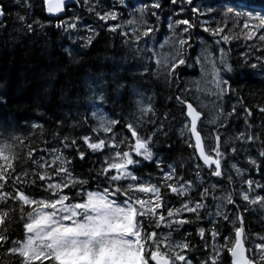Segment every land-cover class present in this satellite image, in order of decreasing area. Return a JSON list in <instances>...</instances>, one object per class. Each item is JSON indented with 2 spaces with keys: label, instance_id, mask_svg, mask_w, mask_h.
Returning <instances> with one entry per match:
<instances>
[{
  "label": "trees",
  "instance_id": "obj_1",
  "mask_svg": "<svg viewBox=\"0 0 264 264\" xmlns=\"http://www.w3.org/2000/svg\"><path fill=\"white\" fill-rule=\"evenodd\" d=\"M140 3H143L140 6L144 11L143 20L148 23L140 21L133 28L127 27V35H124L120 28L111 30L115 20L99 19L96 12L103 14L106 10L97 6L100 4L96 0H89V4L79 0L78 6L67 10L66 18L77 25L70 30L66 24L56 27L64 19L49 18L43 0H0L4 10L0 17V98L7 101L0 103V147L4 148L0 169L7 174L0 180L4 185L0 188V196L4 197L0 199V215L4 217V222L0 223V235L7 236V241L0 242V264H22L18 253H11L9 249L13 247L12 241L26 238L23 224L27 222V213L32 211V206L15 199L17 192L23 191L33 199L50 197L51 194L44 191L47 184L63 183L67 179L56 176L55 169L61 164H53V159L60 154L71 161L67 167L74 177L95 181L105 166V157L114 155L115 150L94 153L87 148L83 137H91V142H96L97 137L110 142V137L115 136L117 143L127 137L134 143L127 128L129 123L141 137H151L154 162L141 161L134 173L141 183L160 187L165 207L159 211L165 215L166 222L169 208H179L189 201L193 202L191 206L196 201L205 205L199 217L187 212L174 217L192 223L172 231L167 242H187L190 248L185 254L193 264H204L205 261L211 264L214 256L211 232L215 229L220 233L215 239V246L220 250L219 264H231L230 254L221 246L225 243V236H231L234 241L235 227H240L239 216L243 217L247 249L255 252V244L264 242V205L244 201L240 195L249 192L250 200L257 195L264 196V188L255 187L256 183L264 185V157L260 155L264 152V112L261 111L264 109V71L242 66L245 54L250 63H256V57L264 58V42L258 39V35L264 32L247 40L243 29L247 17L243 13L241 18L232 13L225 14L228 8L234 12L245 9L254 15L259 14L264 12V0H193L191 5L185 0L186 11L179 14H176L175 4L163 0L161 5L168 11L163 18L151 14L146 2ZM193 7L200 8L203 14L194 13ZM90 8L94 10L90 11ZM208 8L214 12L209 13ZM20 16L25 17L27 24L33 25L31 31L20 21ZM130 18L124 21L129 24ZM184 19L193 25L188 33H183L184 25H175L176 20ZM170 22L172 29L168 27ZM247 22L258 23L256 19ZM147 27L153 29L148 37L155 38V42L170 35L184 39L191 37L182 50L186 65L177 69L176 77L166 76L164 66L159 67L150 58L146 61L127 54L125 46L136 41L132 29H136L135 34L141 35L142 41L148 38L142 36ZM205 28L210 31H204ZM221 28L223 31L219 35H212L211 30ZM223 35H228L230 40L224 42ZM89 38L91 44L87 43ZM218 40L219 44L216 43ZM201 49L211 50L215 57L223 49L224 57L234 69L226 72L223 78L229 81L230 90L212 99V116L200 107L192 87V78L199 74L196 59ZM100 95L104 96L103 102ZM185 100L197 106L203 114L198 130L209 154L215 156L211 149L216 146V136L220 137L222 177L212 176L197 159L194 148L189 146L190 142L194 143L186 127L189 121L182 102ZM149 106L150 112L142 111ZM110 120L119 121L113 132L95 131L100 123L107 124ZM241 133L245 136L243 140L238 139ZM247 136L254 139L248 141ZM65 138L75 140L76 145L65 148L62 143ZM232 148L236 151L233 152ZM76 149L85 153L83 160ZM117 150L128 148L121 145ZM250 159L255 160L256 165L249 163ZM155 161H159V168ZM233 164L242 175H237ZM170 167L175 169V176L165 182L163 172L169 171ZM41 175L51 179L41 181ZM249 179L254 182L251 191L246 183ZM181 181L185 185L191 182L186 197L171 193L165 186L166 183L179 186ZM98 186L104 185L100 181L91 183L93 190ZM204 189L208 192L202 198ZM64 191L73 195L67 189ZM227 193L233 194L235 204L213 199ZM136 197L151 199L147 194L137 193ZM217 203L221 204L220 212L227 213L229 221L216 215ZM200 228L205 229L203 238L199 235ZM149 230L157 231L161 239L169 233L163 225ZM161 250H164L163 245Z\"/></svg>",
  "mask_w": 264,
  "mask_h": 264
},
{
  "label": "snow or ice",
  "instance_id": "obj_2",
  "mask_svg": "<svg viewBox=\"0 0 264 264\" xmlns=\"http://www.w3.org/2000/svg\"><path fill=\"white\" fill-rule=\"evenodd\" d=\"M19 2V0H18ZM77 2V0H73ZM88 0H85L87 3ZM191 5L193 0H186ZM124 3V0H121ZM175 4L176 0H172ZM68 0H43V5L46 13L50 17H59L60 14L66 11ZM28 7L31 5L28 4ZM146 7V6H145ZM152 7L159 9L160 3H155ZM93 11L94 9H89ZM194 13H200V8L193 7ZM208 12H214V9L208 8ZM143 9H141L140 20L142 23H146L143 20ZM234 14L237 18H241L242 13L247 17V20L256 19L258 23L250 24L245 20L243 29L245 30V38L247 40L253 39L258 33L264 32V12L254 15L250 10L242 9L241 11H233L232 8H228L227 13ZM203 14V13H201ZM4 15L3 7H0V16ZM96 15L101 20H116V12H105L101 14L96 12ZM20 21L24 22L29 31L32 30L33 25L27 24L25 17L20 16ZM79 19L78 17L76 18ZM38 23V22H36ZM133 23V21H129ZM66 24L67 29H75L77 27L75 22L60 21L56 27H64ZM176 26L184 25L182 29L183 33H188L189 29L193 25L189 20H176ZM119 27L113 26L111 29L115 31ZM168 27L173 28V24L170 22ZM91 31V29H89ZM153 29L147 27L142 33L143 37H148ZM204 31H210L205 28ZM212 35H219L223 29L211 30ZM136 29H133L135 40L139 41L141 35H136ZM124 35H127L125 32ZM191 39L189 36L187 39L179 38L176 51L169 58H166L164 62V68L166 69L165 75L169 77H176L177 69L180 66L186 65V59L184 58L183 48L188 45V41ZM221 39L224 42H228L230 37L223 35ZM258 39L264 42V34H259ZM91 44V38L87 41ZM217 44L220 41H216ZM224 50L220 49V63L227 72H233L234 69L227 60L224 59ZM203 54L197 57L199 63ZM256 63H250L247 54L242 66H250L251 69L259 68L264 71V58L256 57ZM156 63L160 65V61ZM214 83L217 89L216 95L221 96L226 90H230L231 85L227 79L221 78V69L212 64ZM100 101L103 102L104 96L100 95ZM177 100H181V97H176ZM7 101L0 98V103H6ZM187 106V117H190V124L186 125L189 130L190 137H194L195 143H189L190 147H193L198 152V160H202L203 165L206 166L210 174L215 177H222V156L223 153L220 150V137L216 136V146L211 149L215 156L208 154L205 149L204 141L201 136V132L198 131L197 125L200 121L202 113L197 111L192 103L188 101H182ZM95 107V103L92 105ZM151 106L142 111H151ZM222 111V110H221ZM233 111H235L233 109ZM264 112V109H261ZM95 115V113H93ZM228 115H231L229 113ZM250 115V112H249ZM119 121L110 120L107 124L100 123L96 132L111 133L113 128ZM127 128L131 131V137L134 138V143L129 141L127 137L120 140L117 143L115 136L110 137L109 140L96 138V142H91L92 138L84 136L83 141L87 145V148L92 152H103L105 149L115 150L114 155L106 156L104 160L105 166L96 175L95 181H100L102 187H97L95 190L91 188V183L95 181H88L79 179L73 176L72 172L67 167L71 163L62 154L56 155L53 159V164L59 162L61 167L55 169L56 176L66 177L67 179L63 183H48L45 192L50 193V197L42 199H33L25 192H17L15 199L22 202L23 205L32 206V211L27 213V222L23 224V229L26 234V239L23 241H12L13 247L9 249L11 253H18L22 258V264H35L39 261L40 264H193V260L185 254V250L190 248V244L187 242H167L170 241L172 231L179 230L185 224L192 223V221L180 218L174 219V217L181 216L182 213H192L199 217L200 210L205 205L199 201L194 202V206H191L193 202L189 201L183 203L179 208H169L167 211V222L163 212L159 211L165 207L161 189L155 184H145L140 182V178L135 175L134 169L139 167L141 161L152 163L154 162V153L151 150V137L144 138L139 135V132L133 126V124H127ZM238 139H245L243 133L240 134ZM248 141L254 139L253 136H247ZM67 147H74L76 145L75 140L62 142ZM227 143V141H225ZM121 145H126L128 150L120 149ZM79 158L83 160L85 153L79 151ZM4 148L0 147V157L3 156ZM54 152H59L58 149H54ZM235 152L236 149L232 148ZM31 155V153L29 154ZM260 155L264 157V152ZM7 159V158H5ZM158 168L160 167L159 161H155ZM249 163L256 165V161L250 159ZM12 167V165H8ZM199 169V164L196 165ZM214 167V171H212ZM232 167L236 169L237 175H242L240 169L236 168L233 164ZM161 171L163 169L161 168ZM114 173V174H113ZM199 175V172L197 173ZM6 173L0 169V180L6 178ZM175 169L170 167V170L163 172L164 181H171L174 179ZM41 181L50 180L51 177L47 175H41L39 177ZM228 179L231 181L232 177ZM249 191L253 189V181L251 179L246 181ZM126 185V186H122ZM4 185L0 184V188ZM165 186L171 193L187 196L191 187V182L185 185L182 181L179 186H173L172 183H166ZM256 188H264V185L256 183ZM65 189L68 192L73 193L69 195L65 193ZM208 189H204L201 193L203 198ZM147 194L151 199H143L136 197L135 194ZM241 197L244 201H250L252 204L257 202L264 205V196H255L250 200L249 192H241ZM4 197L0 196V199ZM214 200L226 201L227 204H235L232 193H227L223 197H213ZM216 215L223 216V219L229 221L227 213H221V204H216ZM23 211V209H21ZM237 219L240 222V227H235L234 241L231 236H225V243L221 246L226 248L227 252L231 256V264H264V242L255 244V252L252 249L245 248V230L243 227V217L239 216ZM4 222V217L0 215V223ZM167 227L169 233L162 239L158 237V233L155 230L161 226ZM199 235L201 238L205 235V229H199ZM220 233L215 229L212 230L211 236L213 238V259L211 264H219L220 250L215 246V239ZM7 241V236L0 235V242ZM163 245V251L161 246ZM231 245V246H229ZM179 249L180 251H177ZM246 252L251 255H246ZM204 264H208L207 261Z\"/></svg>",
  "mask_w": 264,
  "mask_h": 264
},
{
  "label": "rangeland",
  "instance_id": "obj_3",
  "mask_svg": "<svg viewBox=\"0 0 264 264\" xmlns=\"http://www.w3.org/2000/svg\"><path fill=\"white\" fill-rule=\"evenodd\" d=\"M103 9H105V12H116L117 13V19L115 20L116 23H114L112 26H119L117 29H121L125 32L127 27H135L137 23H139L140 17H141V7L138 6L139 8L136 11H133L136 7L131 8L129 5H125L126 1L122 4L121 0H96ZM85 2V0H84ZM108 2V3H107ZM172 3V0H168V3ZM89 4V0L87 2ZM86 4V5H87ZM173 4V3H172ZM90 6V5H88ZM126 8H129L126 10ZM150 10L152 12H157V10L149 6ZM126 10V11H125ZM129 10V11H128ZM104 12V13H105ZM127 13L131 17V21L133 23H129L127 21H124L123 14ZM144 14V11L143 13ZM200 13H197V15H200ZM155 16H158L156 14ZM133 17V18H132ZM65 22L71 21L70 18H64ZM133 30V29H132ZM130 30V31H132ZM178 44L177 37L174 36H169L167 39L162 38L158 42H155V38L148 37L145 40L142 41H130L128 46H125V50H127L128 55H132L137 58H143L144 60L147 61V59H151L154 63H156L157 60L160 61V65H157L159 67H162L164 65V62L166 58H169L172 54L175 53L176 51V46ZM150 53V55H144V54ZM203 54L200 62L198 63V76H195L192 78V87L195 89V99L198 101L199 105L201 108L206 109V111L212 116V113H214V104H212V99H216L217 95V89L215 87L214 83V76H213V68L212 64L215 63L218 68L221 69V78L223 79L224 76L226 75L225 73L227 72L224 68L223 65L220 63V56L221 53L220 51L218 54L215 55L213 52L209 49H201L200 50V55ZM199 55V56H200ZM224 55V53H223ZM226 60V58L224 57ZM143 60V61H144ZM197 60V59H196ZM133 62L131 60V63L133 65ZM225 93V92H224ZM224 93L222 95H224ZM221 95V96H222ZM223 172V171H222ZM26 239V238H25Z\"/></svg>",
  "mask_w": 264,
  "mask_h": 264
},
{
  "label": "flooded vegetation",
  "instance_id": "obj_4",
  "mask_svg": "<svg viewBox=\"0 0 264 264\" xmlns=\"http://www.w3.org/2000/svg\"><path fill=\"white\" fill-rule=\"evenodd\" d=\"M125 1H127V3L129 4V6L131 5L130 6L131 8L136 7L133 11H136L139 8L138 6H141L143 4V3H140V1L141 2L142 1L143 2H146L149 6H152L155 3H157V2L160 3V5H161V2H163V0H125ZM175 9H176V14H179L180 12L186 11L185 0H176ZM157 13H158V16H160L161 18H163V17L167 16L168 11L161 5V7L159 9H157ZM230 262H231V258H230Z\"/></svg>",
  "mask_w": 264,
  "mask_h": 264
},
{
  "label": "water",
  "instance_id": "obj_5",
  "mask_svg": "<svg viewBox=\"0 0 264 264\" xmlns=\"http://www.w3.org/2000/svg\"><path fill=\"white\" fill-rule=\"evenodd\" d=\"M79 4V1L77 0V2H73V0H68V4H67V8H66V11L64 12V13H62V14H60L59 15V17L58 18H60V17H63V16H65L66 14H67V9L69 8V7H71V6H76V5H78ZM1 7V6H0ZM46 11V10H45ZM46 15L49 17V18H57V17H50L47 13H46ZM1 17V16H0ZM189 102V101H188ZM189 103H191V102H189ZM184 105L186 106V104L184 103ZM194 106V105H193ZM195 107V106H194ZM198 111V110H197ZM186 114H187V106H186ZM203 117V115L201 116V118ZM189 119H190V117H188ZM201 120V119H200ZM198 123H199V121H198ZM197 128H198V125H197ZM202 136V135H201ZM193 138V141H194V137H192ZM194 143H195V141H194ZM205 146V145H204ZM197 153V156H198V152H196ZM201 162H202V160H200ZM203 163V162H202ZM245 248H246V246H245ZM247 249V248H246ZM246 255H248V253L246 252Z\"/></svg>",
  "mask_w": 264,
  "mask_h": 264
},
{
  "label": "bare ground",
  "instance_id": "obj_6",
  "mask_svg": "<svg viewBox=\"0 0 264 264\" xmlns=\"http://www.w3.org/2000/svg\"><path fill=\"white\" fill-rule=\"evenodd\" d=\"M78 1H79V0H78ZM124 2H125V1H124ZM107 3H108V2H107ZM130 3H131V2H130ZM161 3H162V2H161ZM124 4H125V5H129V4L127 3V1H126V3H124ZM0 6L3 7L1 4H0ZM130 6H131V5H130ZM148 6H149V5H148ZM128 9H129V8H128ZM155 9L157 10V8H155ZM126 10H127V8H126ZM126 10H125V11H126ZM150 13H151V14H158L157 12H152L151 10H150ZM124 14H127V13L125 12ZM124 14H123V15H124ZM66 16H67V14H66L62 19H64ZM128 16H129V15L127 14V16H126L124 19L127 18L126 20H129L130 17L128 18ZM132 18H133V17H132ZM130 19H131V18H130ZM147 19H148V18H147ZM145 22H146V21H145ZM146 23H148V22H146ZM136 26H137V25H136ZM139 26H140V25H139ZM147 26H148V25H147ZM169 29H170V28H169ZM173 30H174V29H173ZM168 33H169V31H168ZM171 33H173V32H171ZM166 34H167V33H166ZM158 39H160V38H158ZM184 106H185V105H184ZM185 108H186V106H185ZM195 108L198 110V107H197V106H195ZM203 118H204V117H203ZM202 120H203V119H202ZM200 123H201V121H200ZM188 124H189V122H188ZM201 134H202V133H201ZM203 138H204V137H203ZM204 141H205V140H204ZM208 154H209V153H208Z\"/></svg>",
  "mask_w": 264,
  "mask_h": 264
}]
</instances>
